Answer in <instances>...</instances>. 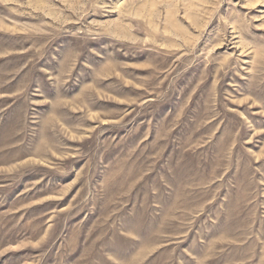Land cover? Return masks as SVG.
<instances>
[{"label": "rangeland", "instance_id": "1", "mask_svg": "<svg viewBox=\"0 0 264 264\" xmlns=\"http://www.w3.org/2000/svg\"><path fill=\"white\" fill-rule=\"evenodd\" d=\"M0 264H264V0H0Z\"/></svg>", "mask_w": 264, "mask_h": 264}]
</instances>
